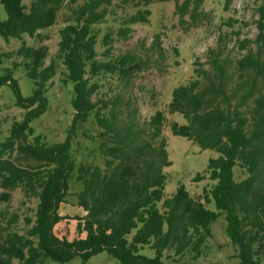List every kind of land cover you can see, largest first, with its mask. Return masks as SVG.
Returning <instances> with one entry per match:
<instances>
[{
	"label": "trees",
	"instance_id": "obj_1",
	"mask_svg": "<svg viewBox=\"0 0 264 264\" xmlns=\"http://www.w3.org/2000/svg\"><path fill=\"white\" fill-rule=\"evenodd\" d=\"M133 1L139 7L153 0ZM163 1V0H159ZM203 0H174L179 21L196 22L205 12ZM65 0H0L5 18L0 19V36L21 38L27 34L38 45L22 40L14 51L21 58L20 67L32 81V93L22 96L15 67L5 68L0 85H8L16 103L25 110L21 120L13 121L8 135L0 140V201H8L10 192L19 188L25 199L36 198L33 216H24L26 228L19 232L14 225L17 212L1 211L0 264H46L47 260L68 262L79 256L82 261L106 251L119 264H169L164 256L177 260L185 253L196 258L211 235L210 225L220 213L226 220L225 233L237 250L239 264L264 261V5L258 8L257 33L235 62L210 48V68L196 67L195 77L171 90L169 110L180 113L185 122L172 121L174 135L184 136L199 148L215 149L219 155L209 158V178L215 182L203 189L202 200L192 197L183 184L169 196L164 194L165 171L170 165L166 139L162 134L163 111L156 110L139 122L136 110L120 93L107 100L93 99L99 90L98 78L117 75L120 81L149 67V59L133 52L111 55L110 31L104 33L102 55L96 44L107 6L112 0H84L71 6L67 23L59 29L56 56L45 63L47 46L42 30L51 27ZM229 0H225L227 5ZM148 8L122 20L117 36L127 39L130 23L146 22ZM151 45L161 55L159 35ZM106 59V60H105ZM61 64L60 81L72 83L74 109L64 141L48 144L40 135H32L30 121L46 109L47 83ZM13 65L18 66L14 63ZM94 133H84L98 143L103 166L79 162L70 152L72 138L88 122ZM15 152L11 156L10 154ZM18 160H26L20 164ZM244 177L236 179L234 167ZM202 174L194 178L199 180ZM73 179L78 183L75 203L76 236L59 237L54 226L64 218L59 206L70 194ZM213 201L215 210L205 203ZM161 204L159 205V203ZM7 215V216H6ZM144 246L154 250L148 257L140 252Z\"/></svg>",
	"mask_w": 264,
	"mask_h": 264
},
{
	"label": "rangeland",
	"instance_id": "obj_2",
	"mask_svg": "<svg viewBox=\"0 0 264 264\" xmlns=\"http://www.w3.org/2000/svg\"><path fill=\"white\" fill-rule=\"evenodd\" d=\"M30 1L22 0L25 5H29ZM83 1L65 0L58 10L55 23L41 31L44 36L42 43L48 50L45 63L56 56L59 29L67 23L70 16L69 8ZM260 5H264V0H229L227 5L225 0H203L200 8L205 12L204 16L196 22H190L188 15H185L187 21L180 22L174 0H153L139 7L135 6L133 1L125 3L123 0H112L107 6L108 14L104 21L94 25V28H99L96 44L99 59H104L101 38L107 31H110L112 36L110 56L116 57L124 52H133L144 59H149V67L137 71L123 81H120L117 75L100 76L97 80L100 87L93 99L100 97L107 100L120 93L122 99L128 100L130 106L135 108V117L139 122L147 120L156 110L163 111L165 120L162 134L166 139L168 158L171 160L170 165L164 169L165 196L171 195L179 184H183L192 197L202 200L203 189H209L215 182L209 178L208 160L219 155L215 149H201L191 139L172 134L170 123L172 121L183 123L185 119L180 113H172L168 108L171 90L178 84L186 83L189 78L195 77L196 67L210 68L208 64L210 48L219 49L221 56H226L233 63L246 52L248 44L255 48L253 42L242 46L240 41L243 38L251 41L255 38L257 33L255 21L259 16ZM137 8L149 9L148 20L128 24L129 36L127 39H121L117 36V30L123 26L122 20L134 13ZM4 18L5 11L0 3V19ZM156 34L159 35L161 55L151 45ZM22 40L30 45L40 43L27 34H23L21 38L10 37L8 41L0 36V75L5 72L6 67H15L12 76L17 81L19 92L22 96H29L32 93L33 83L20 67L21 58L14 52ZM14 63L18 66L13 65ZM63 72L64 68L59 64L55 74L48 81L45 94L46 109L30 121L29 125L33 133L29 136V140L34 135H40L48 144L65 140L74 109L71 103L72 83L60 81ZM24 112L25 110L17 105L11 88L5 84L0 85V140L5 139L12 122L21 120ZM95 131V124L89 121L86 128L82 132L78 131L72 138L70 152L77 164L83 162L103 166L98 150L99 142L89 140L84 135ZM14 154L15 152L6 155L13 157ZM17 162L26 164L27 161ZM197 173L203 176L199 180L194 178ZM244 175L239 166L234 167L236 179ZM79 188L78 183L73 179L70 194L59 206L58 212L64 217L54 226V233L59 237L72 239L76 236L73 217L81 210L74 205L73 192ZM36 202V198L33 197L25 199L23 192L16 188L10 192L8 201H0V212L5 210L17 212L19 219L14 228L23 232L26 228L23 222L24 216H33ZM205 206L215 210L213 201L205 203ZM0 221H4L1 215ZM225 226L224 214L220 213L210 225L211 235L198 257L191 258L189 253H185L176 261L166 256L164 259L169 264H239L237 250L226 235ZM140 252L148 257L154 256V250L148 246H144ZM13 264L18 262L14 260ZM46 264H119V262L106 251H101L86 261L74 256L68 262L47 260ZM260 264H264V261Z\"/></svg>",
	"mask_w": 264,
	"mask_h": 264
}]
</instances>
